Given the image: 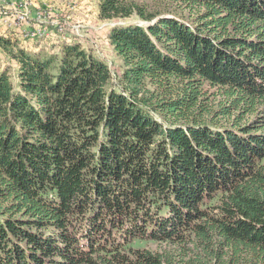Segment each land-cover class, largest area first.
Masks as SVG:
<instances>
[{
  "label": "trees",
  "instance_id": "trees-1",
  "mask_svg": "<svg viewBox=\"0 0 264 264\" xmlns=\"http://www.w3.org/2000/svg\"><path fill=\"white\" fill-rule=\"evenodd\" d=\"M98 16L138 19L108 32L115 84L0 35V264H264V0Z\"/></svg>",
  "mask_w": 264,
  "mask_h": 264
},
{
  "label": "rangeland",
  "instance_id": "rangeland-1",
  "mask_svg": "<svg viewBox=\"0 0 264 264\" xmlns=\"http://www.w3.org/2000/svg\"><path fill=\"white\" fill-rule=\"evenodd\" d=\"M7 3L27 1L31 11L28 27L11 28L3 23L0 35L17 40L29 52L41 53L46 57L60 56L64 44H79L87 53L105 62L110 70L113 84L122 72V64L108 43V32L117 24H134L138 19L101 20L98 16V0H5ZM41 14L42 19L34 17ZM12 22V16L9 17ZM144 25L143 22L139 23ZM43 30L42 34H35ZM34 33V35H32ZM6 70L14 87L17 88V66L0 51V71ZM155 249V245L147 246Z\"/></svg>",
  "mask_w": 264,
  "mask_h": 264
},
{
  "label": "built area",
  "instance_id": "built-area-1",
  "mask_svg": "<svg viewBox=\"0 0 264 264\" xmlns=\"http://www.w3.org/2000/svg\"><path fill=\"white\" fill-rule=\"evenodd\" d=\"M27 3V1L22 3H7L5 0H0V25L3 23L6 26H11V28L21 27L23 30H26L29 25L28 20L30 21L31 18V11ZM10 16H12V22L9 18ZM34 18L39 21L42 19V16L41 14H37ZM34 33L42 34L43 30H36Z\"/></svg>",
  "mask_w": 264,
  "mask_h": 264
}]
</instances>
